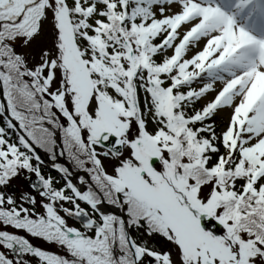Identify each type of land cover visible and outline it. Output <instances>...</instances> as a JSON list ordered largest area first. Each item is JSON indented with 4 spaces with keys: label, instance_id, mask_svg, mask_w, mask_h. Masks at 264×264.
Instances as JSON below:
<instances>
[{
    "label": "snow or ice",
    "instance_id": "6c2138e0",
    "mask_svg": "<svg viewBox=\"0 0 264 264\" xmlns=\"http://www.w3.org/2000/svg\"><path fill=\"white\" fill-rule=\"evenodd\" d=\"M33 260L264 264V0H0V264Z\"/></svg>",
    "mask_w": 264,
    "mask_h": 264
},
{
    "label": "trees",
    "instance_id": "16d2710c",
    "mask_svg": "<svg viewBox=\"0 0 264 264\" xmlns=\"http://www.w3.org/2000/svg\"><path fill=\"white\" fill-rule=\"evenodd\" d=\"M9 230H12V229H9ZM19 234H25V233H23V232L21 231V232H19Z\"/></svg>",
    "mask_w": 264,
    "mask_h": 264
}]
</instances>
